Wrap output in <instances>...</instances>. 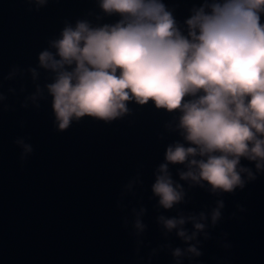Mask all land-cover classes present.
Segmentation results:
<instances>
[{
    "label": "water",
    "instance_id": "water-1",
    "mask_svg": "<svg viewBox=\"0 0 264 264\" xmlns=\"http://www.w3.org/2000/svg\"><path fill=\"white\" fill-rule=\"evenodd\" d=\"M181 24L202 0H163ZM98 0H0V264H264V171L241 158L253 179L231 193L181 180L169 165L184 199L164 209L151 191L168 144L182 139L176 113L128 101V111L109 121L83 116L58 129L46 91L50 74L38 53L66 23H114ZM264 20V15L261 17ZM36 68L35 80L29 68ZM9 73H12L7 79ZM23 87V90H22ZM22 139L32 151L23 157ZM131 182V188H128ZM223 200L221 218L209 213ZM146 227L137 232L136 214ZM205 213V238L183 241L168 232L160 215ZM185 228L192 231V223ZM199 241V243H197ZM195 244L200 256L179 258L172 249Z\"/></svg>",
    "mask_w": 264,
    "mask_h": 264
},
{
    "label": "clouds",
    "instance_id": "clouds-1",
    "mask_svg": "<svg viewBox=\"0 0 264 264\" xmlns=\"http://www.w3.org/2000/svg\"><path fill=\"white\" fill-rule=\"evenodd\" d=\"M35 2L43 5L45 0ZM98 4L105 14L119 18L114 23H66L38 53L39 67L51 80L43 88L36 84L29 98L35 101L46 91L57 128L66 129L83 116L105 121L120 117L128 111V101L143 105L151 100L156 108L175 112L174 128L182 139L167 145L151 184L164 209L184 199L169 165H183V170L177 168L181 180L201 186L206 182L213 193L243 188L241 173L254 178L241 158L264 171V0H202L182 24L163 0ZM28 71L35 80L37 69ZM16 143L22 157L32 151L22 139ZM223 207L224 201L217 200L211 209L212 226ZM144 212L141 207L136 214L137 232L146 227L140 219ZM157 219L183 241L195 240L198 233L209 236L204 212ZM185 254L201 252L195 244L172 249L174 257Z\"/></svg>",
    "mask_w": 264,
    "mask_h": 264
}]
</instances>
